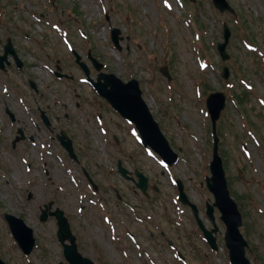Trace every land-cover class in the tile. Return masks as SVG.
<instances>
[{"label": "rangeland", "instance_id": "rangeland-1", "mask_svg": "<svg viewBox=\"0 0 264 264\" xmlns=\"http://www.w3.org/2000/svg\"><path fill=\"white\" fill-rule=\"evenodd\" d=\"M227 1L237 16L218 13L210 0H167L170 9L165 0H0V55L9 38L24 62L21 68L11 65L7 74L0 71V111L6 107V89L11 100L32 106L27 108L51 105L60 115L58 122L52 118L56 132L67 133L78 156L72 161L52 143L12 150L3 145L6 134L0 136L4 262L67 264L55 219L39 220L43 205L53 202L68 218L78 251L96 264H230L219 212L214 211L218 250L213 251L191 210L178 201L176 187L180 181L211 229L205 214L206 203L214 201L205 185L212 155L205 98L222 91L231 96L216 126L218 152L242 216L248 258L264 264V62L259 56V51L264 55V0ZM242 20L258 42L247 41L255 48L246 45ZM224 23L231 31L225 63L216 51ZM112 29L119 31V48L110 40ZM69 49L83 57L92 80L98 72L86 60L89 52L103 72L139 82L148 109L178 154L172 166H161L160 157L141 146L133 127L86 82ZM57 63L71 80L53 77ZM164 65L170 81L160 73ZM223 66L230 71L227 80L221 78ZM43 136L49 141V133ZM118 161L129 178L118 173ZM134 171L148 178L145 195L136 188ZM5 213L34 230L30 255H23L12 238Z\"/></svg>", "mask_w": 264, "mask_h": 264}, {"label": "water", "instance_id": "water-1", "mask_svg": "<svg viewBox=\"0 0 264 264\" xmlns=\"http://www.w3.org/2000/svg\"><path fill=\"white\" fill-rule=\"evenodd\" d=\"M212 2L220 12H224L226 10L231 11L225 0H212ZM229 36L230 32L225 25L224 43L218 44V50L223 60L228 58L225 52V47L227 45ZM112 39L114 44L117 45V39L114 34H112ZM2 59H6V53ZM77 61H79V57H77ZM224 73V78H227L228 73L226 68H224ZM100 79H104L105 82L101 83ZM94 87L98 93L105 97L123 117L133 121L136 124L144 146H150L169 165H171L176 160V155L171 151L166 139L161 134L158 125L154 122L145 103L141 99V92L139 90L138 83L135 80H131L127 84H123L114 75L101 74L99 76L98 82L94 83ZM224 100L225 97L222 93L211 94L207 99V106L211 115L212 131L215 140L213 148V161L210 165L213 176L211 179L207 178L206 181L209 190L215 197L214 206L217 207L221 212V220L226 225L225 242L227 248L229 249V256L232 264H250V262L245 257L244 248L247 246V244L238 230V227L241 225V217L237 210L236 204L229 197L221 160L217 154V137L215 134L216 120L219 118L220 111L224 107ZM120 172L125 175V171L121 168ZM136 175L139 177L137 187L145 191L146 179L140 173H136ZM179 192L180 200L192 208L194 216L206 239L212 248L216 249L217 247L215 238L213 237L212 233L216 232L217 229L215 228L211 232L206 231L200 219L198 218V211L196 207L188 203L185 195L183 194L182 185L180 183ZM50 207L51 204H49L46 209L48 210ZM212 213L213 207L208 205L207 215L210 217V219H213ZM50 215H55L58 219V238L64 246V255L69 264H93L90 260L81 257L77 253L74 242L75 239L70 233L69 226L66 219L63 217V213L57 209ZM4 218L14 239L17 241L23 253L25 255L30 254L35 245L33 230L29 228L23 222V220L14 215L5 214ZM46 219V211H43L41 220L46 221ZM66 240H69L71 245L64 244ZM0 264L5 263L0 259Z\"/></svg>", "mask_w": 264, "mask_h": 264}, {"label": "flooded vegetation", "instance_id": "flooded-vegetation-1", "mask_svg": "<svg viewBox=\"0 0 264 264\" xmlns=\"http://www.w3.org/2000/svg\"><path fill=\"white\" fill-rule=\"evenodd\" d=\"M17 52V47L14 46ZM20 57V56H19ZM21 58V57H20ZM19 58V59H20ZM21 60V59H20ZM15 62L12 57H8L6 61V74L10 71L11 64ZM23 62H21V65ZM37 91V89H32ZM10 94L6 91V108L0 111V136L6 134V145L12 150L37 149L46 144H57L55 140L58 133L57 128L53 124L52 118L58 122L60 115H54L55 109L51 105H46L47 109L42 106H34L36 109L27 108L24 102L17 99L11 100ZM15 98V97H14ZM69 114L64 112V118ZM36 131V134H28L29 131ZM44 133H49V141H46ZM5 143H3L4 145Z\"/></svg>", "mask_w": 264, "mask_h": 264}, {"label": "snow or ice", "instance_id": "snow-or-ice-1", "mask_svg": "<svg viewBox=\"0 0 264 264\" xmlns=\"http://www.w3.org/2000/svg\"><path fill=\"white\" fill-rule=\"evenodd\" d=\"M165 6H166V7H169V9L171 8V5H169V4L167 3V0H165ZM200 67L203 68V67H206V66L203 65V64H201ZM249 88H251V85H249ZM260 103H261V104H264V100H261ZM132 134L135 136V135H136L135 131H133ZM148 155L151 156V155H152V152L149 151ZM160 164H161V166H163V167H165V168L167 167V164H165V162H164L163 160L160 161ZM113 239H115V237H113Z\"/></svg>", "mask_w": 264, "mask_h": 264}]
</instances>
